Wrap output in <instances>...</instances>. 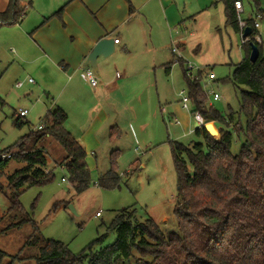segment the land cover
Here are the masks:
<instances>
[{"label":"trees","instance_id":"16d2710c","mask_svg":"<svg viewBox=\"0 0 264 264\" xmlns=\"http://www.w3.org/2000/svg\"><path fill=\"white\" fill-rule=\"evenodd\" d=\"M23 0H9L6 11L0 13V28L22 23L27 16ZM240 0H222L227 26L239 31L234 4ZM264 20V11L258 0H245ZM242 2V1H241ZM32 6V3H29ZM132 11V7L130 6ZM63 10L55 16L62 19ZM49 19V18H48ZM47 19V20H48ZM248 21L252 36L256 35L254 21ZM259 49V58L251 63V44ZM264 42L243 44V60L226 80L241 90L239 114L246 119V131L241 121L236 123V112L227 115L207 105V96L200 84L203 72L191 78L185 62H176L183 69L192 115L200 114L206 121L223 126L220 139L208 134L205 128L194 132L197 142L185 145L170 142L178 182L176 218L179 233L165 234L152 220L140 221L135 210L119 211L101 236L79 255H74L66 244L39 237L34 223L20 203L21 193L36 185L51 182L52 171L46 174L47 152L44 143L52 139L61 146L65 158L60 163L67 171L68 181L78 195L84 194L91 184L85 148L67 130L68 116L57 107L48 112L42 123L45 127L20 139L9 151L10 159L0 158V179L9 160L23 163L24 167L7 179V187L0 183V191L12 192L11 207L7 213L9 224L1 234L32 224V240L28 248H37V264H264ZM169 66V65H168ZM169 69V67H168ZM225 81V80H224ZM0 101L2 99L0 98ZM4 103V102H3ZM5 104V103H4ZM4 106V105H3ZM21 127L22 119L15 118ZM208 122L206 125H210ZM213 132V130H212ZM244 133L245 142L238 154H233L235 134ZM117 153L111 155V169L99 178L101 188L120 187L117 172ZM2 220V221H3ZM111 234L116 240L104 243ZM7 257L0 251V264Z\"/></svg>","mask_w":264,"mask_h":264},{"label":"rangeland","instance_id":"374dc122","mask_svg":"<svg viewBox=\"0 0 264 264\" xmlns=\"http://www.w3.org/2000/svg\"><path fill=\"white\" fill-rule=\"evenodd\" d=\"M32 3L29 14L18 26H5L0 28V150L9 151L21 138L32 132V128L39 127L42 118L55 104L61 107L66 94L59 93L58 88L49 90V61L45 59L32 42L31 34L36 26H40L49 14L59 10L61 4L69 0H24ZM245 7L247 1L244 0ZM246 14H244L245 17ZM245 19V18H244ZM207 31V30H206ZM204 30V33L206 34ZM261 34L264 40V20L262 21ZM189 32V31H188ZM189 33H187L188 35ZM241 47L238 35L234 36ZM204 40L210 41L208 34ZM264 50V47H263ZM120 51V50H119ZM118 49L115 53L119 52ZM198 52L190 55L176 53L175 60H183L185 69L189 62L193 67L205 69L200 79V84L207 96V105L223 115L229 109L236 112V123L240 120L243 130L246 131V119L239 114V98L242 90L234 88L231 82L226 81L232 74L231 61H224L212 50L204 59ZM42 56V57H41ZM236 63L237 56L232 57ZM212 69L216 81H209L206 74ZM192 74V75H190ZM188 75L193 79L197 77V70H191ZM176 90L184 91L187 85L183 69L177 63L174 72ZM32 80L33 83H29ZM225 80V81H224ZM27 81V82H26ZM18 82H25L22 89H17ZM221 96L220 101H215L213 94ZM171 107L177 104L174 92L168 95ZM181 99V98H180ZM4 105V106H3ZM55 108V109H53ZM20 110H27L26 122L21 127L14 123V116ZM73 115V117H72ZM70 113L66 128L73 132L74 138L85 148L81 136L93 122V113L87 120L79 118L73 110ZM168 124L170 130H178L174 124ZM195 122L192 132L186 134L179 141L185 145L197 142L194 134ZM213 133L216 129L223 128L221 124H210ZM161 126V125H160ZM159 126L149 125L145 133H139L138 127L128 119L114 125H107L99 132L97 140L102 144L90 158L89 166L91 184L88 190L78 195L72 184L68 181L67 171L60 163L65 158L61 146L52 139L44 143L47 152V169L52 171L54 178L51 182L36 185L21 193L20 203L28 212L30 219L37 224L39 237L46 241L55 240L66 244L74 255L84 252L95 240L105 235L108 227L115 219L117 213L123 209L135 210L137 218L144 222L152 219L165 234L179 233L176 208L178 205V182L173 161L170 142L167 143V130ZM217 140L220 137L216 138ZM245 142L244 133L235 134L232 152L238 154ZM136 148L139 149L136 152ZM117 153V172L121 178L120 187L107 190L99 187V178L111 169V155ZM97 162V168L95 166ZM24 167L23 163L9 160L0 183L7 187V179ZM63 179L66 182H63ZM12 192L6 188L0 191V230L9 224L7 213L11 207ZM72 206L76 213L71 211ZM100 217H97V214ZM3 220V221H2ZM32 224H24L19 229H11L6 234L0 235V251L7 257L2 264H37V248H28L26 243L32 240ZM116 235L111 234L104 246L113 244ZM89 264V260L85 261Z\"/></svg>","mask_w":264,"mask_h":264},{"label":"crops","instance_id":"0c3cea01","mask_svg":"<svg viewBox=\"0 0 264 264\" xmlns=\"http://www.w3.org/2000/svg\"><path fill=\"white\" fill-rule=\"evenodd\" d=\"M240 1L246 14L243 19L254 20L255 8L248 3L245 7L244 0ZM8 3L9 0H0V13L6 11ZM258 3L264 11V0ZM22 6L28 15L29 3L23 0ZM59 7L58 11L63 10L62 19L55 16L58 11H53L48 20L34 28L31 37L34 46L49 61L52 77L49 90L58 88L59 93L66 94L61 107L56 104L55 107L62 108L68 120L73 110L85 121L93 113V122L87 129L83 126L80 140L85 144L89 170L94 168L88 164L90 158L102 146L97 136L107 125L128 119L138 127L139 133L147 132L149 125L158 129L161 125L162 130H167V143L179 141L192 132L196 123L192 107L191 113L183 109L182 91L177 92L173 77L177 70L173 48L185 55L199 51V55L203 53L201 60L213 50L224 61L228 57L232 71L244 57L242 37L226 25L222 0H69ZM262 21L256 34L264 42L260 31ZM204 30L210 41L204 40ZM236 35L240 37L241 47ZM103 39H113L114 43L119 40L115 53L117 49L120 51L108 61L98 60L95 73L98 86L93 88L84 79L83 70L90 67L87 58ZM206 69L208 78L213 73L212 69ZM171 92L178 104L173 107L168 98ZM206 122L216 128L214 122ZM167 123L181 128L170 130Z\"/></svg>","mask_w":264,"mask_h":264},{"label":"built area","instance_id":"2783aa9c","mask_svg":"<svg viewBox=\"0 0 264 264\" xmlns=\"http://www.w3.org/2000/svg\"><path fill=\"white\" fill-rule=\"evenodd\" d=\"M234 7H235V11H236V16H237V21H238L240 35L242 37V43L246 44V43H249V42H255V43H258V44H262L263 41H262L260 35H258V34L253 35V36L251 34L250 36H247V37L244 36L245 30H246V28H248V21L243 19V15H244L243 3L241 1H236L235 4H234ZM260 19H261L260 15H256L254 17L253 21H254V28L255 29H259V27H260ZM115 44H119V40H115ZM173 52L177 53L178 51H177L176 48H173ZM187 67H188V69H187L188 72L191 71V70H197V72L202 71L200 68L193 67L190 64H188ZM190 75H192V74H190ZM83 76H84V79L91 85V87L96 88L98 86V80H97L96 74L92 70L91 67L85 68L83 70ZM208 79H209V81H213L216 78H215L214 74H210L208 76ZM28 82L30 84L33 83L32 80H28ZM24 85H25V82H19V83H17L16 87L18 89H21V88L24 87ZM213 95H214L213 98H214L215 101H220L222 99L221 96L216 94V93H214ZM180 96H181V99H182L183 109L191 113V110H190L191 104H190V100H189L188 95H186L185 92L183 91V92L180 93ZM27 115H28V111L27 110H20L17 113L16 118L25 119L27 117ZM192 116H193L194 120L196 121V123L200 127L206 126V124L208 123L201 117L200 114H195V115H192ZM44 127H45V124L41 123L39 125V127L37 128V130H42ZM0 158L1 159H10L11 158V154L9 152L2 153ZM46 174H49V170H46ZM63 182H66V180L63 179ZM97 217H100L99 213L97 214Z\"/></svg>","mask_w":264,"mask_h":264},{"label":"water","instance_id":"95a60500","mask_svg":"<svg viewBox=\"0 0 264 264\" xmlns=\"http://www.w3.org/2000/svg\"><path fill=\"white\" fill-rule=\"evenodd\" d=\"M252 33V29L250 27L246 28L244 36H250ZM115 43L113 39H103L101 40L96 47L93 49L92 53L87 58V65H90V67L93 69V71L97 72V65L98 60L102 59L104 61H108L112 58V56L115 54ZM251 54H250V61L251 63H256L259 58V49L255 44H251ZM196 128H205L209 135H211L213 138L220 137V132L216 130L215 135L212 132V127L209 125L200 127L198 124L196 125ZM71 211L73 213H76L75 209L70 206Z\"/></svg>","mask_w":264,"mask_h":264}]
</instances>
